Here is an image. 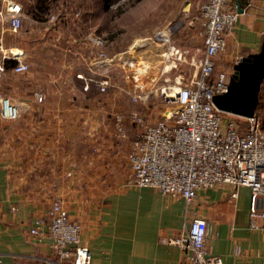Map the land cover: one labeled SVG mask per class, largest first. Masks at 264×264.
Segmentation results:
<instances>
[{"label":"crops","instance_id":"0c3cea01","mask_svg":"<svg viewBox=\"0 0 264 264\" xmlns=\"http://www.w3.org/2000/svg\"><path fill=\"white\" fill-rule=\"evenodd\" d=\"M13 1L21 4V25L13 30L0 16L10 54L2 86L20 110L15 118L0 114V263L57 264L46 219L59 197L81 224L89 264H183L184 250L167 238L183 232L194 215L206 219L205 247L222 264H264V218L250 219L248 186H237L236 196L231 183L198 189L185 202L152 186L126 184V153L136 125L127 121L126 135L115 136L112 115L134 109L156 118L162 105L154 96L147 103L131 100L121 81L104 92L94 82L83 88L77 73L109 75L113 62L97 60L94 28L83 26L73 0ZM5 5L0 0L1 10ZM241 6L245 11L215 54V69L231 73L241 56L260 48L264 0H242ZM52 11L59 18L48 23L45 14ZM203 33L196 42H173L200 45ZM15 57L29 69L13 72ZM35 91L43 94L41 101ZM36 218L45 223L33 234Z\"/></svg>","mask_w":264,"mask_h":264},{"label":"built area","instance_id":"2783aa9c","mask_svg":"<svg viewBox=\"0 0 264 264\" xmlns=\"http://www.w3.org/2000/svg\"><path fill=\"white\" fill-rule=\"evenodd\" d=\"M238 0H201L198 11L203 18L204 33L200 45H180L167 36V45L152 84L142 92H129L131 100L149 102L157 98L162 110L156 118L138 110L127 113L116 111L112 115L113 135H126V122L136 125L129 140L126 158L130 175L126 184L152 186L169 196H181L190 202L195 191L231 183L250 189L249 216L264 218V128L260 117L241 116L219 109L213 96L227 89L230 72L215 69V54L225 47V34L240 13ZM79 13V12H78ZM21 4L6 0L0 16L5 15L13 30L21 25ZM48 23H55L58 11L45 14ZM98 61L109 62L106 39H94ZM9 48L0 36V114L15 118L20 105L12 102L3 90L7 72ZM10 69L23 73L29 64L20 57ZM87 89L94 82L100 92L112 85L108 74L96 78L81 72ZM37 101L43 94L35 91ZM241 117V118H239ZM251 221V225H254ZM43 218H36L29 232L39 233ZM46 224L57 264H89L90 252L80 242V222L69 216L61 198L55 197L47 210ZM206 219L199 215L190 218L185 230L167 238L185 252L183 264H222L221 257L208 254L205 247ZM4 264V263H0ZM16 264V263H11ZM24 264V263H20Z\"/></svg>","mask_w":264,"mask_h":264},{"label":"rangeland","instance_id":"374dc122","mask_svg":"<svg viewBox=\"0 0 264 264\" xmlns=\"http://www.w3.org/2000/svg\"><path fill=\"white\" fill-rule=\"evenodd\" d=\"M200 1L112 0L102 9L99 0H73V10L80 9L79 19L85 28H94L95 37L106 39L107 55L113 57L109 70L112 81L123 82L127 92H142L152 84L159 68L167 45L165 36L175 42L201 39L204 25L197 8ZM259 93V117L264 128V84Z\"/></svg>","mask_w":264,"mask_h":264},{"label":"water","instance_id":"95a60500","mask_svg":"<svg viewBox=\"0 0 264 264\" xmlns=\"http://www.w3.org/2000/svg\"><path fill=\"white\" fill-rule=\"evenodd\" d=\"M238 11H242L238 5ZM264 78V37L257 52L241 56L233 65L227 89L213 96L215 105L241 116L254 114Z\"/></svg>","mask_w":264,"mask_h":264},{"label":"trees","instance_id":"16d2710c","mask_svg":"<svg viewBox=\"0 0 264 264\" xmlns=\"http://www.w3.org/2000/svg\"><path fill=\"white\" fill-rule=\"evenodd\" d=\"M238 1H239L240 5H242V0H238ZM99 2H100V4H101V8H102V9H107V8L109 7V5L111 4L112 0H99ZM263 84H264V78H263L262 81H261V84H260V90H261ZM260 90H259V91H260ZM260 104H261V95H260V93L258 92V103H257L256 109H255V113H256L258 116H260L261 113H262V111H260V109H259Z\"/></svg>","mask_w":264,"mask_h":264}]
</instances>
